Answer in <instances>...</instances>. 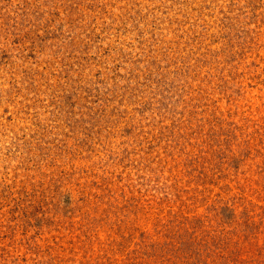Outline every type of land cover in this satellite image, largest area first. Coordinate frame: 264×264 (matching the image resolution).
<instances>
[{"label": "rangeland", "instance_id": "rangeland-1", "mask_svg": "<svg viewBox=\"0 0 264 264\" xmlns=\"http://www.w3.org/2000/svg\"><path fill=\"white\" fill-rule=\"evenodd\" d=\"M0 264H264V0H0Z\"/></svg>", "mask_w": 264, "mask_h": 264}]
</instances>
